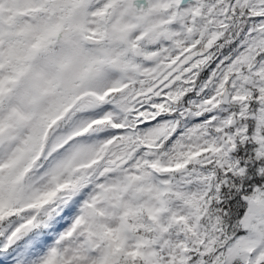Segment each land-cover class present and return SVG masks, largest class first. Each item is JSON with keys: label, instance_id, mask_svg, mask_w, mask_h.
<instances>
[{"label": "snow or ice", "instance_id": "1", "mask_svg": "<svg viewBox=\"0 0 264 264\" xmlns=\"http://www.w3.org/2000/svg\"><path fill=\"white\" fill-rule=\"evenodd\" d=\"M0 264H264V0H0Z\"/></svg>", "mask_w": 264, "mask_h": 264}]
</instances>
